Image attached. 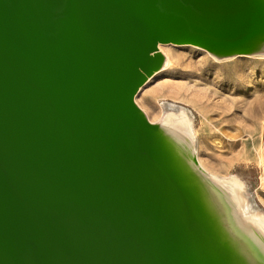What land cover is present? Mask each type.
Wrapping results in <instances>:
<instances>
[{"label":"bare ground","instance_id":"6f19581e","mask_svg":"<svg viewBox=\"0 0 264 264\" xmlns=\"http://www.w3.org/2000/svg\"><path fill=\"white\" fill-rule=\"evenodd\" d=\"M177 44L262 48L264 0H0V264H264L244 184L135 96Z\"/></svg>","mask_w":264,"mask_h":264},{"label":"rangeland","instance_id":"374dc122","mask_svg":"<svg viewBox=\"0 0 264 264\" xmlns=\"http://www.w3.org/2000/svg\"><path fill=\"white\" fill-rule=\"evenodd\" d=\"M167 52L171 56L136 89L137 101L157 120L185 110L203 165L237 178L246 208L264 213V46L222 57L190 44Z\"/></svg>","mask_w":264,"mask_h":264},{"label":"water","instance_id":"95a60500","mask_svg":"<svg viewBox=\"0 0 264 264\" xmlns=\"http://www.w3.org/2000/svg\"><path fill=\"white\" fill-rule=\"evenodd\" d=\"M123 88H124L123 90H125V94H126V98H127V96H129V89L127 86H124ZM126 104H128V101H126Z\"/></svg>","mask_w":264,"mask_h":264}]
</instances>
